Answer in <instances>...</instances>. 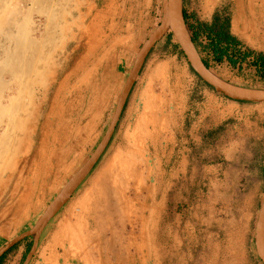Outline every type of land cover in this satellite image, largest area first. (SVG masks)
<instances>
[{
  "label": "rangeland",
  "instance_id": "rangeland-1",
  "mask_svg": "<svg viewBox=\"0 0 264 264\" xmlns=\"http://www.w3.org/2000/svg\"><path fill=\"white\" fill-rule=\"evenodd\" d=\"M89 1L95 4L97 13L108 15L120 41L104 58L101 59L99 51L95 54L97 66L90 75L93 99L89 102L88 96L82 100L83 107L79 117L66 122L64 131L58 134V141H55V145H51L54 147L52 152L44 150L39 165L41 167L35 169L38 175L31 181L29 187L31 192L25 204L17 199V196L13 198L11 192L5 193L0 198V247L38 220L65 182L94 151L109 125L137 51L161 17V0ZM237 1L214 0L209 11L205 12L197 0H183V12L191 35L196 31L199 22H210L214 11L221 9L229 17L231 33L241 41L242 48L264 53V41H260L255 35L256 32V34L264 33V0H239L245 25L235 27L233 21ZM249 6L253 11L252 16L248 11ZM29 9L32 12L29 24L42 26L45 19L43 10L38 5ZM206 43V36L199 33L197 49L201 57L208 60L210 69L217 75L240 85L264 88V75L258 73L254 66L243 63L241 67H235L227 60L216 63L203 48ZM175 44L177 43L173 37L168 40L166 36L148 55L109 145L89 177L46 226L29 264H38L42 252L49 259L48 264L76 262L71 257L75 250L69 248L67 239L59 235L58 238L55 237V231H58L57 224L64 217H68L70 206L86 189L88 180L96 175L104 159L108 158L109 149L123 125L134 122L136 116L141 114L140 99L144 96L148 97L149 94L145 95V93H160L161 84L165 112L171 114L173 119L172 141L167 146L159 142L155 144L151 141L147 142L144 167L148 180L152 181L151 183L156 182L153 204L150 205V202L145 201L147 207L142 214L143 220L139 221L132 217L130 222L126 221L125 233L116 227L113 239L116 240V245L120 243L121 247L114 244L99 251L90 249L91 264H260L255 252L253 236L262 198L257 197L258 204L253 206L255 211L250 215V220H241L240 216L243 208L246 207L244 201L249 190H226L215 188L210 183L208 179L210 173L206 171L205 166L224 160L220 153L216 155V149H213L216 154L212 156L211 147H208V139L215 140L217 133L215 131L204 133L201 129L198 132L193 130L194 123H209L208 116L204 117L202 113H207V109L216 98L219 103L221 100L230 99L216 93L202 82L191 70L186 58L179 53ZM55 60L71 65L75 58L71 57L67 60L55 58ZM158 66L161 69L160 75L150 76L152 70ZM4 77L8 80L10 78L7 73ZM30 89L31 87L28 86L29 91ZM36 91L38 92L37 89ZM28 99V97L24 98V102L28 103ZM244 104L264 107V103L245 102ZM130 109L137 115L133 116L134 119L130 117L126 120ZM243 111L247 110L233 111L224 123L232 125L242 122L237 118H250L257 124L260 132L264 133V112L260 113V110L243 113ZM223 129L221 128V132ZM39 131L38 126V129L32 132L31 149L27 155H22L18 151L16 162L12 166L14 170L16 168L18 170L23 165L24 159L35 157V146L41 140ZM9 173L8 169L3 178ZM231 198L233 204L228 203ZM149 206H156L151 207L152 213L154 212L152 216L149 215V211L147 212ZM24 210L26 214H22ZM140 224L144 225L141 231L138 228ZM132 226H135L134 230ZM92 232L95 235L94 229ZM108 234L106 231L103 238L107 239ZM143 235L145 237H142ZM31 244L32 238L20 242L7 254L2 264H22ZM63 244L69 252L66 251L68 254L65 255L68 260L62 257L58 261L57 257L62 256L64 252Z\"/></svg>",
  "mask_w": 264,
  "mask_h": 264
},
{
  "label": "bare ground",
  "instance_id": "bare-ground-1",
  "mask_svg": "<svg viewBox=\"0 0 264 264\" xmlns=\"http://www.w3.org/2000/svg\"><path fill=\"white\" fill-rule=\"evenodd\" d=\"M197 1L205 12L214 3V0ZM238 1L233 21L235 27L245 25ZM36 5L45 13L42 26L29 24L32 14L29 8ZM96 9L89 0H0V198L11 192L13 198L17 196L25 204L44 150L52 152L54 147L51 145L58 141V134L64 131L66 122L79 117L82 100L89 96V102L92 101L90 75L97 66L95 54L99 51L101 59L104 58L120 41L108 15L97 13ZM248 11L252 16L250 6ZM256 33L258 39L264 41V33ZM71 57L75 58L71 65L55 60ZM160 72L158 66L149 75L159 76ZM6 73L9 80L4 77ZM160 89L163 92L162 84ZM161 92L145 93L149 94L147 98L143 95L139 102L140 115L130 109L126 120L137 115L135 121L123 125L109 149L108 158L70 206L68 217L57 224L55 237H65L69 248H74L71 256L76 261L74 264H91L90 249L99 251L116 245L113 239L116 230L125 233L126 221L130 222L132 217L143 220L145 201L153 204L156 182L148 180L144 167L147 142L167 146L172 141L173 119L165 112ZM26 97L28 103L24 102ZM38 126L41 140L35 146V157L24 159L23 165L14 170L12 166L18 151L22 155L28 154L31 134ZM8 169L10 173L3 178ZM151 207L147 208L150 216L156 206ZM93 229L96 236L92 234ZM106 231L109 234L104 239ZM116 246L121 247V244ZM63 248L58 261L62 257L68 260L65 255L69 252L64 244ZM40 256L38 264L49 263L43 252Z\"/></svg>",
  "mask_w": 264,
  "mask_h": 264
},
{
  "label": "water",
  "instance_id": "water-1",
  "mask_svg": "<svg viewBox=\"0 0 264 264\" xmlns=\"http://www.w3.org/2000/svg\"><path fill=\"white\" fill-rule=\"evenodd\" d=\"M169 33H171L172 37L176 40L178 49L183 53L191 70L202 82L212 88L216 93L238 102H264V88L233 83L220 77L205 65L186 23L183 12V0H161V17L159 23L137 51L132 67L118 97L109 125L100 142L91 155L65 182L38 220L27 230L21 232L8 243L0 247V257L16 244L27 238H32V244L22 264H29L31 262L46 226L70 201L98 164L112 139L128 97L148 55ZM253 238L256 255L261 264H264V196L258 210Z\"/></svg>",
  "mask_w": 264,
  "mask_h": 264
},
{
  "label": "crops",
  "instance_id": "crops-1",
  "mask_svg": "<svg viewBox=\"0 0 264 264\" xmlns=\"http://www.w3.org/2000/svg\"><path fill=\"white\" fill-rule=\"evenodd\" d=\"M217 99L210 104L207 113H202L204 117L208 116L209 123H194L193 130L217 133L215 140L208 139V147H211L212 156L220 153L224 160L205 166L206 171L210 173L208 179L215 188L249 190L244 201L246 207L240 216L241 220L248 221L255 211L253 206L258 204L257 197L261 199L264 196V133L260 132L257 124L250 118H237L242 122L232 125L224 122L235 110H247V113L261 110V113L264 112V107L246 106L245 102L234 100H221L219 103ZM221 128H224L222 132ZM213 149L217 152L215 153ZM228 203L233 204V199L231 198Z\"/></svg>",
  "mask_w": 264,
  "mask_h": 264
},
{
  "label": "trees",
  "instance_id": "trees-1",
  "mask_svg": "<svg viewBox=\"0 0 264 264\" xmlns=\"http://www.w3.org/2000/svg\"><path fill=\"white\" fill-rule=\"evenodd\" d=\"M184 17L186 19L185 14ZM199 33L206 36L207 43L203 48L210 54L211 59L216 63H221L224 60H227L230 65L235 67H241L243 63H248L249 65L254 66L258 73L264 75V53L242 48L241 41L231 33L230 19L223 10H215L210 22H199L197 24L196 31L192 33V39L197 48H199ZM167 36L168 40L172 38L171 33ZM175 45L178 47L177 44ZM179 53L183 55L180 50ZM202 59L205 65L210 68L208 60L204 57H202ZM18 245L19 243L0 257V264H2L7 254L14 250Z\"/></svg>",
  "mask_w": 264,
  "mask_h": 264
}]
</instances>
